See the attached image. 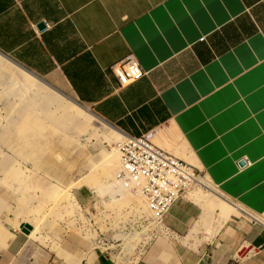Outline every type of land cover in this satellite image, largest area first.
Listing matches in <instances>:
<instances>
[{"label": "crops", "instance_id": "crops-1", "mask_svg": "<svg viewBox=\"0 0 264 264\" xmlns=\"http://www.w3.org/2000/svg\"><path fill=\"white\" fill-rule=\"evenodd\" d=\"M0 52L67 88L120 140L146 137L203 172L207 194L214 185L239 207L209 242L159 237L133 263L264 264V225L255 220L264 215V0H0ZM130 54L143 74L120 86L111 67ZM75 107L85 121L79 110L90 114ZM200 191L190 198L203 208ZM192 201L165 215L172 237L205 221ZM14 219L0 220V264L129 261L100 245L90 252L85 233H25L30 223Z\"/></svg>", "mask_w": 264, "mask_h": 264}, {"label": "rangeland", "instance_id": "rangeland-1", "mask_svg": "<svg viewBox=\"0 0 264 264\" xmlns=\"http://www.w3.org/2000/svg\"><path fill=\"white\" fill-rule=\"evenodd\" d=\"M23 76L22 69L0 56V220L4 216L15 218L16 224L22 220L31 228L40 227L39 232H67L79 237L85 233L90 252L99 246L97 239H111L120 233L114 239L122 243L119 247L113 243V257L122 251L128 258L131 254L144 255L150 243L146 230L138 228L127 234L124 227L129 220L135 222L148 215L146 206L141 198L128 192L113 196L120 191L113 181L120 166L116 143L122 139L95 117L83 121L73 101L33 76L36 84L29 85ZM45 81L77 101L67 88ZM195 170L207 185L205 174ZM95 177L99 181H93ZM209 188L207 194L202 186L197 199L203 208L189 198L202 210L199 220L205 219L197 222V231L191 234L193 240L188 244L184 238L172 235L167 240L195 247L204 236L199 234L201 225L204 233L213 235L232 213L239 211L214 185ZM78 191L84 194L85 206ZM88 205L90 208L85 209Z\"/></svg>", "mask_w": 264, "mask_h": 264}, {"label": "built area", "instance_id": "built-area-1", "mask_svg": "<svg viewBox=\"0 0 264 264\" xmlns=\"http://www.w3.org/2000/svg\"><path fill=\"white\" fill-rule=\"evenodd\" d=\"M111 70L120 86L142 76V67L133 54L112 65ZM116 148L120 166L113 182L117 190L139 197L143 202L145 196H152V207H146L148 215L139 217L135 222L129 220L124 233L128 231L127 234H131L138 228H144L149 242L172 235L164 223V217L178 200L186 199L188 191L195 185V168L156 146L146 137L124 138L116 144ZM255 220L264 225V215ZM96 242L104 250L110 251L116 249L112 247L113 243L119 247L122 240L100 238ZM139 247L144 249L145 246L140 244ZM136 255H130V264L137 263L132 261Z\"/></svg>", "mask_w": 264, "mask_h": 264}, {"label": "bare ground", "instance_id": "bare-ground-1", "mask_svg": "<svg viewBox=\"0 0 264 264\" xmlns=\"http://www.w3.org/2000/svg\"><path fill=\"white\" fill-rule=\"evenodd\" d=\"M142 74H143V71H142ZM38 80V79H37ZM41 82V81H40ZM42 84H44L43 82H41ZM45 86H47L48 88H50L51 90H53V91H55L56 93H58L56 90H54V89H52L50 86H48V85H46V84H44ZM59 95H61L63 98L65 97L66 99H69V100H71V101H73L74 102V100L73 99H71V98H69V97H67V96H64V95H62V94H60V93H58ZM74 104L76 105V106H78L81 110H83V111H85V112H87V113H89L90 115H84L83 113H82V111H80L79 110V113H80V115L82 116V118L83 119H85V121H89L90 119H92V116L93 117H96V118H98L97 117V115L94 113V112H92L91 110H88V109H84L82 106H80L79 104H77L76 102H74ZM117 144V143H116ZM116 152H117V148H116ZM118 153V152H117ZM112 157H114L115 158V155H112L111 156V158ZM117 172V171H116ZM116 174V173H115ZM114 177H115V175H114ZM97 177H95L93 180H95ZM90 179V178H89ZM194 183H195V185L193 186V188L192 189H190L189 191H188V193H187V197H186V199H189L190 198V195H191V193L196 189V187H198V188H202V186L203 187H206L207 189H208V186H206L205 185V183H203V181L202 180H199V176H196L195 175V179H194ZM209 190V189H208ZM143 201V200H142ZM144 201L150 206V207H152V196H145V199H144ZM144 203V202H143ZM147 209V208H146ZM238 209H239V207H238ZM240 210V209H239ZM242 211V210H241ZM199 222V221H198ZM201 223H203V222H201ZM200 229H201V231H199V233H201V234H203L204 236L201 238V240H199V244L198 245H196L195 247H197V246H200V245H202V244H205V243H207V242H209L210 240H211V238L214 236V235H210V233H204V231H203V226L201 225L200 226ZM190 235H188L187 237H183L186 241H187V243L189 244V241L190 240H193V236L191 235L190 237H189ZM185 241V242H186ZM195 244V243H194ZM193 243H191V245H194ZM141 256V255H140ZM137 259H139V256H135L134 258H133V260L135 261V260H137Z\"/></svg>", "mask_w": 264, "mask_h": 264}, {"label": "water", "instance_id": "water-1", "mask_svg": "<svg viewBox=\"0 0 264 264\" xmlns=\"http://www.w3.org/2000/svg\"><path fill=\"white\" fill-rule=\"evenodd\" d=\"M43 24H40L39 27H43ZM0 56L3 57L4 59L8 60L9 62H11L13 65H15L16 67L22 69L23 71H25L26 73H28L29 75L35 77L36 79H38L39 81L43 82L44 84L50 86L52 89L56 90L58 93L64 95L63 93H61L58 89H56L55 87L51 86L49 83H47L45 80L41 79L40 77H38L37 75H35L34 73H32L31 71H29L28 69H26L25 67L21 66L20 64H18L17 62H15L13 59H11L10 57L6 56L5 54L0 52ZM65 96V95H64ZM77 104H79L80 106H82L84 109H87L84 105H82L81 103H79L78 101H74ZM89 110V109H88ZM93 112V111H92ZM241 165L244 164V161L240 162ZM21 230L25 233H29L31 231V227L29 224H24L21 226Z\"/></svg>", "mask_w": 264, "mask_h": 264}]
</instances>
